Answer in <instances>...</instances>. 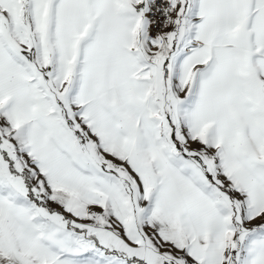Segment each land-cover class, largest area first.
I'll list each match as a JSON object with an SVG mask.
<instances>
[{
  "label": "snow or ice",
  "instance_id": "6c2138e0",
  "mask_svg": "<svg viewBox=\"0 0 264 264\" xmlns=\"http://www.w3.org/2000/svg\"><path fill=\"white\" fill-rule=\"evenodd\" d=\"M0 264H264V0H0Z\"/></svg>",
  "mask_w": 264,
  "mask_h": 264
}]
</instances>
